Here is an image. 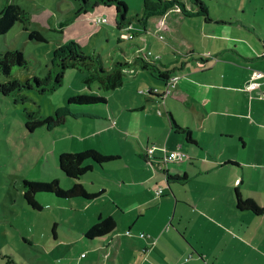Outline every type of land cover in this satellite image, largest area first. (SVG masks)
<instances>
[{
	"label": "rangeland",
	"instance_id": "obj_1",
	"mask_svg": "<svg viewBox=\"0 0 264 264\" xmlns=\"http://www.w3.org/2000/svg\"><path fill=\"white\" fill-rule=\"evenodd\" d=\"M121 1L126 3L127 16L132 22V26L122 30L117 27L116 10L112 4L101 3L78 13L79 0H10L28 13V30L21 22L15 23L7 33L0 35V52L7 49L23 51L30 68L28 71L15 68L14 73L39 77L46 75L53 49L71 40L80 44L87 54H99L104 62L112 48L129 42L143 44L144 39L147 40L144 41L145 49L150 51L153 59L173 64L180 58L179 49L176 51L171 46H165L167 42L154 33L143 32V26L138 21L143 0ZM203 1L213 19L207 25V32L215 30L218 34L219 29L227 32L216 25L215 20L231 16L233 20L240 19L254 26L256 34L264 38V0ZM5 2L0 0V10ZM99 16L106 17L107 21L98 23ZM203 21L200 17L187 18L182 28L184 36L190 37L197 47L194 59H189L187 63L189 65L205 60L206 55L214 52L215 38L204 35V28L200 26ZM32 30H39L46 41L31 39L29 32ZM252 31L235 27L230 34L256 43L257 37ZM119 38L123 40L121 43ZM238 44L245 47L243 43ZM200 54L204 58H200ZM214 58L210 60L217 59ZM87 74V71L68 69L62 86L55 92L40 94L30 90L27 93L31 99L24 104L15 103L13 96L0 93V264H158L155 263L154 253H150V249L145 250L143 244L146 243L145 248L153 247L149 242L152 238L149 230H157L159 226L165 230L166 227L172 228L165 215L169 213L171 220L175 211V196L162 176L163 171L149 162L144 166L152 176L135 169L134 182L123 184L121 177L126 181L132 174L125 167V162L133 168L141 166L143 159L137 155L140 156L145 149L147 134L161 135L162 126L160 128L157 119V127H150L145 122V111L132 112L124 107L121 100L128 102L131 95L138 102L147 94L148 82L155 81L161 86L163 83L146 72L144 77L135 78L145 83L140 85L144 88V94H141L136 88L138 82L134 85V79L127 74L125 85L130 87L125 88L130 92L120 89L111 95L112 91L100 89L96 82L88 86L84 82ZM78 94L107 96L108 106L105 103L68 104V98ZM65 105L76 115L68 116L64 124L50 130L45 126L34 131L27 129L26 110H38L40 115L46 116ZM88 148L120 153L124 157L123 160L108 162L104 170L94 165L92 172L80 180L90 194L105 189L102 195L87 201L38 193L42 209H34L26 203L23 198L24 179L42 182L58 179L62 188H70L74 180L60 170L58 155ZM170 166L166 162L162 164L165 170ZM160 188L164 191L162 195L156 194ZM148 190L154 195L152 203L145 199ZM166 199H171L173 204L167 203ZM181 206L178 207L179 212L183 211ZM99 214L104 218L112 216L117 226L113 232L89 240L86 233ZM178 214L171 220L174 225L178 223ZM197 228L198 225L195 230ZM153 240L156 242V239Z\"/></svg>",
	"mask_w": 264,
	"mask_h": 264
},
{
	"label": "crops",
	"instance_id": "obj_2",
	"mask_svg": "<svg viewBox=\"0 0 264 264\" xmlns=\"http://www.w3.org/2000/svg\"><path fill=\"white\" fill-rule=\"evenodd\" d=\"M242 10L245 13L243 6ZM187 18L173 8L151 21L154 28L162 30L168 36L164 39L167 43L160 41L165 46H171L176 51V45L181 49L194 48L196 51L195 42L182 32ZM215 21L216 25L227 32L222 29H219L218 34L215 30L207 32V25L213 19L209 22L204 19L200 23L204 28V35L215 38L216 45L212 47L214 52L206 55L205 60H197L195 64H186L184 68L176 70L173 76H177V80L173 83L156 78L163 86L155 81L146 84V91L156 89L157 93L163 95L162 98L148 99L146 94L138 102L131 95L128 102L121 100L124 107L132 112L145 111V122L150 127H157V119L160 128L162 126L161 135L147 134L145 149L140 156L137 155L143 159L141 166L133 168L124 163L132 174L126 181L121 177L123 184L135 181V169L146 176H152L144 166L148 162L143 158L149 146H154L155 151L159 152L156 154L154 151L156 162L161 160L164 147L183 150L189 156L185 161L166 162L171 166L162 170V176L175 196V211L171 220L175 219L177 213L179 219L176 225L172 224L168 213L165 216L172 228L166 227L165 230L159 226L157 230L148 232L152 237L149 242L153 247L145 248V242L143 247L154 253L155 263L158 264H264V213L255 214L236 208L238 193L264 208V79L259 80L258 89L251 92L244 89L254 70L264 71V38L261 34H256L254 26L240 19L233 20L230 16ZM259 25L261 27L262 24ZM235 27L253 30L257 42L230 34ZM144 41L147 40H143V45ZM238 42L245 44V47ZM170 56L172 55L168 57ZM179 56L183 58L180 54ZM201 57L204 58L203 55ZM212 57L217 59L214 58L216 60L212 62ZM180 58L168 65L172 67L179 64ZM183 59L188 63L194 57ZM146 72L133 68L128 73L134 79V85L138 82V92L144 91L140 85L145 83L135 78L144 77ZM150 76L148 78L151 80ZM125 87L130 85L126 86L124 80L123 85L112 90L111 95L120 89L130 92ZM105 97V104L108 106L109 97ZM174 123L189 131L195 142H188L185 133ZM106 153L119 155L116 160L124 158L120 153ZM106 165L107 163L101 169L104 170ZM185 174L188 177L186 181L170 182L168 179L169 176ZM172 183L177 186L172 187ZM101 191L100 195L106 190ZM181 191L185 196H181ZM163 192L162 188L161 195ZM145 199L152 203L154 195L151 190H148ZM165 201L173 204L171 199ZM180 205L183 211L179 212ZM99 216L102 215L99 214L98 218ZM196 225L199 228L195 230Z\"/></svg>",
	"mask_w": 264,
	"mask_h": 264
},
{
	"label": "trees",
	"instance_id": "obj_3",
	"mask_svg": "<svg viewBox=\"0 0 264 264\" xmlns=\"http://www.w3.org/2000/svg\"><path fill=\"white\" fill-rule=\"evenodd\" d=\"M79 12H86L89 8L98 6L101 3L105 5L112 4L116 10V23L119 30L126 28L125 26L132 24L131 17L127 16L128 7L121 0H79ZM176 8L185 17H202L207 22L212 18L209 14L208 7L203 0H143L142 13L138 17V21L142 24L144 32L154 33L162 40H166L168 36L162 30L154 28L151 21L155 17L166 14L171 9ZM99 18V17H98ZM103 18V17H102ZM100 20L98 23L107 21ZM21 22L25 30H28V13L19 5L10 0H6L4 6L0 10V35L7 33L15 23ZM29 37L36 41H46V38L39 30L29 32ZM134 37V36H133ZM123 40L119 38L118 42ZM175 46V45H174ZM180 55L183 58L193 57L194 48L181 49L177 45ZM187 60L180 61L173 67L163 64L160 60L153 59L151 53L145 49L143 44L129 42L124 46L109 50L107 59L104 62L101 56L89 55L83 47L77 42L71 40L69 43L61 44L52 51V56L48 60V70L45 76L39 77L29 73L18 75L14 73V69L28 71L30 68L29 60L25 57L23 51L19 49H7L0 52V93L3 95L13 96L15 103L24 104L31 98L28 91L35 90L40 94H49L55 92L64 82V78L68 69H78L87 71L84 82L90 86L96 82L100 89L112 91L121 87L124 83L126 75L133 69L139 68L149 72L155 78L167 82L176 70L184 68ZM148 99L162 98L163 95L149 89L147 91ZM96 103H106V97L97 94H78L68 98V104L88 105ZM26 127L29 131H34L38 127L45 126L52 129L56 126L64 124L68 116H75L68 105L57 107L51 115H40L38 110H26ZM174 125L182 130L186 135L188 142H195L190 136L189 131L181 128L176 123ZM147 152L143 154L146 162L152 165L156 161L147 157ZM119 158L117 154L106 153L96 148H88L75 152H62L58 155V165L60 170L69 178L74 180L70 188H62L58 179L50 181H34L23 180V198L32 208L40 210L42 204L38 200V193H51L58 198L74 199L82 198L91 200L99 196V193L90 194L80 182L89 172H92L94 165L103 167L104 164ZM156 159V158H155ZM161 170L165 171L163 168ZM166 173V172H165ZM169 181H186L187 175L171 177ZM236 208L239 210H249L255 214H263L264 208L256 204L250 198H243L241 194L236 196ZM116 228V221L112 216H99L98 220L89 228L86 236L89 239L101 237L113 232Z\"/></svg>",
	"mask_w": 264,
	"mask_h": 264
},
{
	"label": "built area",
	"instance_id": "obj_4",
	"mask_svg": "<svg viewBox=\"0 0 264 264\" xmlns=\"http://www.w3.org/2000/svg\"><path fill=\"white\" fill-rule=\"evenodd\" d=\"M100 20L105 21L106 19H105V17H103V18L99 17L97 19V21L99 22ZM127 35H129V34H127ZM148 53H150V51H148ZM260 79H264V71L254 70L251 73L248 81L245 83L244 89L248 92H251L255 89H258L259 85H260V83H259ZM176 80H177V76H172L167 82L173 83ZM166 91H168V90H166ZM140 92H144V91H140ZM154 151H155L154 146L147 147L146 148L147 157L155 160ZM188 158H189L188 154L183 150H179V149L169 150V149L164 147V148H162V157L160 158L161 160L157 161L156 164L158 165V168L161 169V168H163L162 164L165 162H181V161H185ZM161 192H162V188L158 189L156 191V194H161Z\"/></svg>",
	"mask_w": 264,
	"mask_h": 264
}]
</instances>
